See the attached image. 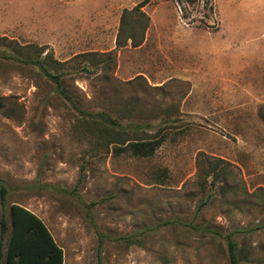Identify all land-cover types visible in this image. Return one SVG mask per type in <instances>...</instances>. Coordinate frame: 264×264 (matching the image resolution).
Listing matches in <instances>:
<instances>
[{"label": "rangeland", "instance_id": "374dc122", "mask_svg": "<svg viewBox=\"0 0 264 264\" xmlns=\"http://www.w3.org/2000/svg\"><path fill=\"white\" fill-rule=\"evenodd\" d=\"M135 8L147 20L128 16L116 47ZM145 22L142 43H126ZM0 38L68 62L79 109L109 114L129 136L163 138L150 157L118 153L0 46L8 222L12 204L37 215L63 264H229L228 237L240 264H264V0H0ZM109 52L105 70L78 72L72 60ZM213 165L224 173L212 184Z\"/></svg>", "mask_w": 264, "mask_h": 264}, {"label": "trees", "instance_id": "16d2710c", "mask_svg": "<svg viewBox=\"0 0 264 264\" xmlns=\"http://www.w3.org/2000/svg\"><path fill=\"white\" fill-rule=\"evenodd\" d=\"M186 4L192 5L198 0H184ZM135 17L137 19L144 18L138 8L131 11H124L121 17V25L116 39V47H122V35H124L126 18ZM147 27L145 22L140 30V40L130 31L124 41L131 42V46L138 47L143 40L144 31ZM1 58L10 59L24 66L36 68L38 72L51 83L54 84L59 95L78 110L85 121L86 127L101 126L105 132V136L110 137L108 144H117L120 147H114L118 153L128 152L132 156L147 158L152 156L161 145L163 138H137L129 136L118 122L105 112L90 113L83 111L77 107L75 101L71 98L70 92L66 87V77L68 71L63 67L68 62H59L53 59L52 55L46 53L43 57V48H35L31 45H20L18 42L0 38ZM81 59L83 64L76 70L78 72L89 71L91 67H100L106 69L111 62L112 53H84L74 57V61ZM118 129V130H117ZM217 165H213L209 171L205 173L207 178L212 177L214 180H222L223 171L218 172ZM206 180V179H205ZM6 192L0 190V206H5ZM9 222L4 213L0 215V264H63L64 256L62 249L57 245L50 231L43 221L34 213L25 207L17 204L9 206L8 210ZM206 229H202L205 231ZM8 234L5 243V236ZM228 260L229 264H240L241 255L237 250V245L229 237L227 238ZM243 258L248 259V253H243Z\"/></svg>", "mask_w": 264, "mask_h": 264}]
</instances>
